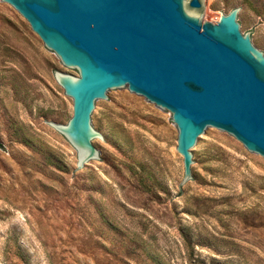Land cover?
Masks as SVG:
<instances>
[{"label":"rangeland","instance_id":"obj_1","mask_svg":"<svg viewBox=\"0 0 264 264\" xmlns=\"http://www.w3.org/2000/svg\"><path fill=\"white\" fill-rule=\"evenodd\" d=\"M204 20L243 9L264 47V0H203ZM77 74L0 0V264H264V157L209 127L183 179L170 112L122 87L100 103L109 142L77 167L48 121Z\"/></svg>","mask_w":264,"mask_h":264},{"label":"water","instance_id":"obj_2","mask_svg":"<svg viewBox=\"0 0 264 264\" xmlns=\"http://www.w3.org/2000/svg\"><path fill=\"white\" fill-rule=\"evenodd\" d=\"M2 1L77 70L54 71L72 114L48 124L76 150L78 168L99 157L92 141L109 142L98 123L100 103L122 87L170 112L182 182L209 127L264 157V47L250 37L243 9L204 20L203 0Z\"/></svg>","mask_w":264,"mask_h":264}]
</instances>
